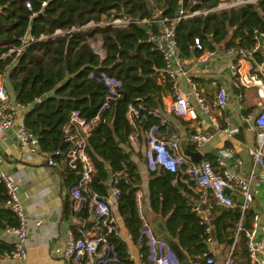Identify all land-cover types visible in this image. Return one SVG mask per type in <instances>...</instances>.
I'll return each instance as SVG.
<instances>
[{"label": "trees", "instance_id": "16d2710c", "mask_svg": "<svg viewBox=\"0 0 264 264\" xmlns=\"http://www.w3.org/2000/svg\"><path fill=\"white\" fill-rule=\"evenodd\" d=\"M27 2L30 10L25 7ZM219 3V0H0V74L8 73L14 101L29 107L23 124L37 137L39 151L49 159L56 161L65 156L69 145L63 141L62 127L71 112H79L87 121L98 115L106 89L95 78L105 73L123 83L122 97L99 113L96 126L86 138V151L96 170L91 189L100 197H107L108 177L121 174L116 185L120 192L117 210L132 242L140 245L144 262L147 252L139 239L142 224L136 202L141 178L125 148H130L129 137L136 131L145 132L153 125L158 126L159 132L163 130L165 124L159 115L164 108L163 98L172 91L169 80L159 72L163 68L161 55L147 42L148 36L158 31L157 25L147 24L149 31L145 32L134 22L152 21L158 12L161 18L172 20L180 9L211 10ZM113 19L133 23L126 27L107 25L77 30L91 22ZM59 30L66 33L54 36ZM256 33H264V0L181 20L175 26L177 46L184 57L190 55L194 38H199L205 50L216 46L249 50ZM25 34L35 41L25 45L17 57L9 54L1 58L9 50L22 46ZM96 39L101 42L102 57L90 46V41ZM254 56L258 63L263 62L260 53ZM131 104L142 106L141 123L136 127L126 118ZM206 161L218 171L215 160ZM77 180V173L66 166L67 186L70 188ZM146 196L150 213L163 218L168 233L179 241L191 261L201 264L203 255L212 256L210 242L231 247L241 217L247 225L252 218L249 210L242 214L237 204L232 208L215 205L207 233L208 225L201 222L192 208L196 195L181 183L179 175L160 168L148 171ZM6 198L0 184V206L5 207ZM0 213L5 216L4 228L18 224L11 209H1ZM111 242L122 263L133 264L124 243L117 238H111ZM10 250L11 246L0 245L1 253ZM232 257L235 264H249L243 233Z\"/></svg>", "mask_w": 264, "mask_h": 264}, {"label": "built area", "instance_id": "2783aa9c", "mask_svg": "<svg viewBox=\"0 0 264 264\" xmlns=\"http://www.w3.org/2000/svg\"><path fill=\"white\" fill-rule=\"evenodd\" d=\"M260 0H238L232 5L220 4L211 10L189 12L184 9L178 11L177 16L169 20L161 18V12L156 14L152 21H138L140 23L157 25L158 31L148 36L147 42L151 43L154 49L161 55L163 60V68L159 70L161 74L169 80L171 84L172 94L176 96L175 105L178 115H188L192 120L196 119L195 108L189 105V96L195 100L196 108L207 115L210 121L216 126L217 122L212 118L211 113L222 110L227 105V92L224 88H219L215 96L206 100L197 92L192 80L187 78L188 84L191 86V93L181 94L178 92L177 79L180 75H186L183 64L180 59V52L176 42L175 26L181 20L192 17L205 16L208 13L218 12L223 9L237 8L245 4H256ZM42 7L46 3L41 4ZM27 9H31L30 3H25ZM2 7L0 6V13ZM129 20L113 19L108 22L89 23L77 30H86L95 27L113 26L126 27L130 25ZM72 29L71 31H75ZM66 32L56 31L55 35H63ZM40 39H44L41 37ZM255 43L251 49H225V54L232 62L230 65L231 75L233 77V85L237 88L250 89L255 88L260 98V110L254 118V129L256 136V145L249 150L252 157V165L264 175V63H257L254 60L256 52L264 55V33H256ZM39 40V39H38ZM35 39L28 37L27 34L21 39L22 46L11 49L7 54H3L1 58H5L9 54H15L17 57L22 48L34 42ZM193 48L199 52H205L199 38H194ZM260 50V51H259ZM213 52H207L200 57V61L206 63ZM93 78V75L90 74ZM101 82L106 89V97L99 113L107 110L112 103L122 97L123 83L112 76L101 73L95 78ZM24 106L12 101L7 89L0 84V140L7 131L13 129L14 120L18 110ZM142 106L128 105L126 118L131 126H138L141 123ZM98 115L91 121H87L81 117L79 112L70 113L68 121L62 127L63 141L69 145L65 156L66 166L78 175V180L69 188V196L71 199V210L74 215L79 217L82 223L89 224V230L86 231L82 226L69 232L68 240L62 250V259L65 264H123L120 255L111 242V238L119 239V234L115 226L112 215V203L107 198L99 197L90 190L91 184L95 178L96 170L93 162L86 151V138L89 132L96 126L99 120ZM227 133V131H224ZM15 139L18 145L26 149L33 155H41L37 144V137L28 131L23 122L14 131ZM146 149L144 152L146 167L148 171L154 172L162 169L171 174H177L188 189H196L198 197L192 201L193 211L200 217L201 222L207 224L206 232H210V215L215 205L223 208H232L235 206L233 194L243 199V204L239 205L242 214L250 209L253 197L251 194L252 175L248 177L240 176L225 168L216 171L211 163L202 160L198 166L189 164L185 161L179 152V142L176 137L171 140H161L159 138V128L157 125L151 126L144 132ZM133 141L135 137H130ZM212 139V135L202 129H195L189 136L191 145L198 149ZM230 152V150L228 149ZM218 166L222 167L223 162L218 160ZM49 166L54 165V161L47 158ZM121 174L112 175L111 192L112 196L117 199L120 195L117 183ZM0 184L6 192L5 205L13 211L18 224L15 227H7L5 233L14 237L15 242L9 252H5V256L19 261H25L27 254L24 248L27 239V230L25 227V212L18 200L17 185L14 180L7 176L0 169ZM229 191L230 194H226ZM136 202L138 217L142 227L139 239L144 243L146 248V262L139 264H179L178 259L170 250L169 246L158 239L154 234L152 227L145 218L142 206L141 195L136 193ZM258 229V216L254 215L248 229H245L242 217L237 225L231 251L223 264H235L232 257L233 249L238 242L239 235L243 233L245 238L246 256L250 264H258L257 252L259 243L256 239ZM93 233V237L89 234ZM128 259L132 261L130 254ZM144 257V256H143ZM192 264H201L199 261ZM203 264H216L212 256L203 255Z\"/></svg>", "mask_w": 264, "mask_h": 264}, {"label": "crops", "instance_id": "0c3cea01", "mask_svg": "<svg viewBox=\"0 0 264 264\" xmlns=\"http://www.w3.org/2000/svg\"><path fill=\"white\" fill-rule=\"evenodd\" d=\"M91 41L90 46L94 52L102 57L104 54L102 48L95 50ZM207 52H213L214 56L203 63L200 61V57ZM180 59L186 75L178 76L179 93H191V86L187 82V78H189L197 92L206 100L212 99L219 88H224L227 92V105L224 109L211 113L212 118L217 122L218 127H216L207 115L196 108L192 96H189V105L195 108L196 119L192 120L188 115H178L177 106L174 104L176 96L170 94L163 98L164 108L159 117L162 118L165 127L159 132V138L171 140L176 137L179 144L181 140H187L191 151H199L202 160L208 158L215 160L218 170L225 168L244 177L252 175L251 194L253 200L249 211L252 213V217L258 216L256 239L259 248L257 261L258 264H264V175L259 169L253 167L252 157L249 154V150L256 145L254 118L261 107L260 98L255 88L242 89L233 85V77L230 71L232 60L226 56L225 49L222 47L216 46L213 50H206L203 53L192 47L190 55L188 57L180 56ZM254 60L256 61L255 58ZM262 68L264 71V67ZM0 84L5 86L11 100L14 101L8 73L0 74ZM26 108L27 110H25ZM28 109L29 107H24L18 110L13 129L7 131L0 140V169L16 183L18 200L25 212L27 239L24 248L27 257L25 261H19L8 258L4 252H0V264H65L62 259V250L68 240L69 232L75 231L80 226L88 231L89 224L82 223L71 210L69 187L65 183V157L54 161V165L49 166L47 164L48 157L43 153L33 155L18 145L14 131L23 122V117ZM197 128L211 134L212 139L195 149L189 142V136ZM130 137H135V140L132 141ZM130 137V148H125V151L139 171L141 184L137 193L141 195L142 210L150 224L152 219L160 216L152 215L148 208L146 196L148 171L144 157L146 149L144 132L136 131ZM184 159L187 163L193 164L188 159ZM218 160L223 162L222 167L218 166ZM111 183L112 175L108 177L105 183L108 189L107 197L102 198L111 201L112 215L119 240L124 243L126 253L133 257V264H139V262L144 261L140 245L132 242L131 236L124 226L117 210L116 199L112 196ZM90 190L96 194L91 188ZM191 191L198 197L196 189H191ZM232 196L235 203L238 206L241 205L234 198L237 195L233 194ZM1 209L8 210L9 208L5 205V207L0 206ZM5 224V216L0 213V245L2 247L11 246L12 249L15 239L5 233ZM209 246L216 264L224 263L232 247L219 245L214 241L210 242Z\"/></svg>", "mask_w": 264, "mask_h": 264}, {"label": "water", "instance_id": "95a60500", "mask_svg": "<svg viewBox=\"0 0 264 264\" xmlns=\"http://www.w3.org/2000/svg\"><path fill=\"white\" fill-rule=\"evenodd\" d=\"M136 26L143 29L145 32L149 31V27L144 24L140 23L138 21L134 22ZM260 51V50H259ZM264 62V57L262 58ZM39 136V133H38ZM179 149L181 152V155L188 159L190 162H192L194 165L198 166L200 161L202 160V155L199 151H191L188 147L187 140H181L179 144ZM181 190V188H179ZM226 194H230L229 191H226ZM234 198L237 200L239 204H243V199L234 196ZM150 226L152 227L154 234L158 237L159 240L165 242L170 250L174 253L176 258L179 261V264H192V261L189 257V255L182 250L179 241L177 239H174L167 231L164 219L161 217L154 218L150 221ZM245 229H248V225H244ZM93 233L89 234V237H93Z\"/></svg>", "mask_w": 264, "mask_h": 264}, {"label": "rangeland", "instance_id": "374dc122", "mask_svg": "<svg viewBox=\"0 0 264 264\" xmlns=\"http://www.w3.org/2000/svg\"><path fill=\"white\" fill-rule=\"evenodd\" d=\"M238 0H221V1H219L220 2V4H224V5H227V6H229V5H232L233 3H236ZM229 9V8H228ZM223 10H226V9H223ZM91 44H92V46H93V48L95 49V50H99V48L101 47L100 45H101V43L99 42V40H92L91 41ZM102 48V47H101ZM25 110H27V108L25 109Z\"/></svg>", "mask_w": 264, "mask_h": 264}]
</instances>
